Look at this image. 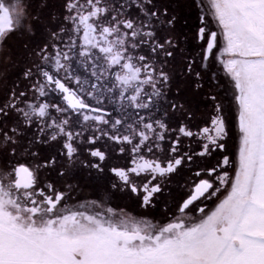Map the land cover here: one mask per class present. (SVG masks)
Masks as SVG:
<instances>
[{"label":"snow or ice","instance_id":"6c2138e0","mask_svg":"<svg viewBox=\"0 0 264 264\" xmlns=\"http://www.w3.org/2000/svg\"><path fill=\"white\" fill-rule=\"evenodd\" d=\"M0 264H264V0H0Z\"/></svg>","mask_w":264,"mask_h":264},{"label":"rangeland","instance_id":"374dc122","mask_svg":"<svg viewBox=\"0 0 264 264\" xmlns=\"http://www.w3.org/2000/svg\"><path fill=\"white\" fill-rule=\"evenodd\" d=\"M132 216L133 217H136V213H132ZM138 218V217H137ZM129 226L131 227L132 226V223L131 222H129Z\"/></svg>","mask_w":264,"mask_h":264}]
</instances>
